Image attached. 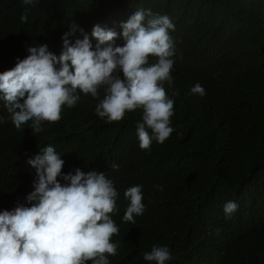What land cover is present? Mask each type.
Instances as JSON below:
<instances>
[{
    "label": "trees",
    "instance_id": "trees-1",
    "mask_svg": "<svg viewBox=\"0 0 264 264\" xmlns=\"http://www.w3.org/2000/svg\"><path fill=\"white\" fill-rule=\"evenodd\" d=\"M62 24L80 28L99 24L122 32L137 10L167 15L175 44L172 83L163 82L174 101L163 143L153 139L142 150L136 132L143 110L128 111L121 121L96 114L104 98L77 93L56 123L32 121L17 129L11 114L0 110V136L17 141L5 160L32 159L53 142L65 161L62 171L95 169L118 192L112 219L119 234L112 237L118 254L110 264H155L144 260L152 247L166 246V264H264V0H47ZM0 66L8 56L0 36ZM125 43L122 36L117 46ZM156 57H150L155 63ZM123 78V73L117 70ZM199 83L205 95L192 94ZM174 93H177L174 95ZM29 128V129H28ZM32 149V150H31ZM7 161H0L11 173ZM118 165L113 168L112 165ZM23 171L36 175L30 164ZM74 173V172H73ZM14 194L23 180L8 175ZM142 185L145 210L135 223L123 220L129 201L124 192ZM238 209L227 218L224 205Z\"/></svg>",
    "mask_w": 264,
    "mask_h": 264
},
{
    "label": "clouds",
    "instance_id": "clouds-1",
    "mask_svg": "<svg viewBox=\"0 0 264 264\" xmlns=\"http://www.w3.org/2000/svg\"><path fill=\"white\" fill-rule=\"evenodd\" d=\"M174 27L167 15L137 10L121 23V33L97 24L91 34L89 24H62L47 0H0V36L8 46L0 66V110L11 114L17 129L31 120L30 130L38 133L42 122L61 120L64 106L79 100L78 92L95 98L103 87L96 114L111 123L142 109L136 132L140 148L149 150L153 139L163 143L174 131V101L163 87L172 83ZM118 36L123 46L115 44ZM191 93L203 96L205 89L197 83ZM13 144L17 141L0 136V161H7ZM35 148L43 149L32 159L17 153L7 161L15 165L11 173L0 165V264H110L108 257L118 254L112 237L119 234L112 219L118 196L113 182L95 169L64 173L53 142ZM26 164L36 175L23 171ZM9 174L23 180L21 193L14 194ZM124 196L130 203L123 220L134 224L145 210L142 185L129 187ZM237 209L235 201L226 202L225 216ZM143 258L166 264L171 255L166 246L154 245Z\"/></svg>",
    "mask_w": 264,
    "mask_h": 264
}]
</instances>
